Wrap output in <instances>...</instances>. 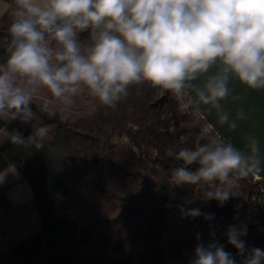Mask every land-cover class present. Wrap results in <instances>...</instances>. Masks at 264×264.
<instances>
[{
	"label": "clouds",
	"instance_id": "obj_1",
	"mask_svg": "<svg viewBox=\"0 0 264 264\" xmlns=\"http://www.w3.org/2000/svg\"><path fill=\"white\" fill-rule=\"evenodd\" d=\"M10 17L8 56L0 63V120L33 122V101L42 91L50 95L41 111L70 107L85 90L115 109L133 85L148 83L170 92L179 111H215L226 123L221 102L238 99L234 81L264 89V0H14ZM85 32L86 43L80 39ZM6 134L11 144L40 150L49 128L33 127L28 137ZM207 135L204 128L199 138ZM247 147L245 154L220 139L194 149L169 147L166 155L182 162L173 182L208 185L206 199L223 204L238 195L234 179L260 170L255 141ZM181 212L202 215L199 208L181 206ZM246 234L245 225H232L227 243L243 264H264V250L247 249ZM189 264H236V256L212 240L197 243Z\"/></svg>",
	"mask_w": 264,
	"mask_h": 264
},
{
	"label": "trees",
	"instance_id": "obj_2",
	"mask_svg": "<svg viewBox=\"0 0 264 264\" xmlns=\"http://www.w3.org/2000/svg\"><path fill=\"white\" fill-rule=\"evenodd\" d=\"M6 1L9 7L0 15V63L8 56L14 5ZM88 38L80 34L82 42ZM161 95L166 96L163 104L152 105ZM32 107L39 122L19 132L28 137L33 127L46 125L45 147L0 144V172L13 166L25 177L39 229L1 252L0 264H168L213 228L235 225L247 209L241 196L221 204L206 199L207 188L199 184L177 187L169 181L182 162L167 156V149H194L206 142L199 138L198 121L178 116L170 92L148 83L133 85L115 109L97 104L73 121ZM5 125L6 119L0 120V129ZM9 186L0 183L5 216L17 207L7 197ZM181 206L199 208L202 215H184ZM223 245L240 264L242 257L227 239ZM251 248L264 250V234Z\"/></svg>",
	"mask_w": 264,
	"mask_h": 264
},
{
	"label": "water",
	"instance_id": "obj_3",
	"mask_svg": "<svg viewBox=\"0 0 264 264\" xmlns=\"http://www.w3.org/2000/svg\"><path fill=\"white\" fill-rule=\"evenodd\" d=\"M233 95L238 99L233 101L231 98L222 101L224 109L229 114V121L220 123L215 111L212 114L200 113L203 119L209 123L220 140L231 143L236 149L248 154L247 145L250 140H254L258 148L260 159L259 180L248 184L242 188V193H246L249 188L258 184L264 192V89H249L238 81L232 83ZM166 99L165 95L159 96L152 105L160 106ZM242 112V118H237V113ZM235 125L234 127L231 125Z\"/></svg>",
	"mask_w": 264,
	"mask_h": 264
},
{
	"label": "built area",
	"instance_id": "obj_4",
	"mask_svg": "<svg viewBox=\"0 0 264 264\" xmlns=\"http://www.w3.org/2000/svg\"><path fill=\"white\" fill-rule=\"evenodd\" d=\"M175 102L177 106V114L179 117H189L192 118L194 122L198 121L197 127L200 132L204 128L208 129V135L206 137V141H210L213 139L219 140V137L215 133L213 127L203 119V117L199 114V112H195L192 110H189L188 112H181L179 111V106L176 100ZM122 142L124 144H127L126 138H123ZM168 179L172 185L176 186L173 182L172 173ZM258 180H259V176L256 173H253L246 178L234 179L235 188L238 191V195H236V197H240V196L243 197L247 205L246 211L243 213V215L240 217V219L235 225L237 226L245 225L247 227L246 236L249 234L251 230H253V228L256 225H258L261 222H264V192L259 187V185L256 184L251 188H249L246 193L244 194L242 193L243 187L247 186L248 184L255 183ZM177 187H181V186H177ZM197 187L202 189L209 188V186L205 184H199ZM229 227L230 226L225 228H213L208 233V235L200 239L198 243L207 244L212 240H216L220 244H223V241L227 239L226 232ZM194 248L182 249L181 256L179 259H181L183 264H188L190 260L193 258Z\"/></svg>",
	"mask_w": 264,
	"mask_h": 264
},
{
	"label": "rangeland",
	"instance_id": "obj_5",
	"mask_svg": "<svg viewBox=\"0 0 264 264\" xmlns=\"http://www.w3.org/2000/svg\"><path fill=\"white\" fill-rule=\"evenodd\" d=\"M0 2H2V0H0ZM49 95L50 94H48L46 91H42L40 93V97L35 99L33 101V104L41 106V104L43 103V98H47ZM97 104H100L98 102V100H96L94 97H91L87 93V91L85 90L84 92H82L81 94L77 95L74 98V103L72 106L65 108L62 105L53 104L49 107V109L47 111L50 114L58 113L59 116L61 117V119H63V120L73 121L77 118H81L82 116H84L90 112L95 111V106ZM81 109L82 110L85 109V111L82 112V111H80ZM39 120H40V116L36 113V118L34 119V121L30 122L28 124L22 123L19 119L13 120V121H6V125H8V126L6 127V129L4 131L0 132V144L8 141L6 131L11 133L13 131H19V129L32 127V126L36 125L39 122ZM14 181H17V180H13V182ZM18 186H19V183L17 182L16 187H18ZM32 206H33V203L28 202L24 207H22L21 209L16 211L15 214L13 215L12 218L17 222V224L20 227H23L26 229L33 222V218L35 219V213H33L31 211ZM263 234H264V222H261L258 225H256L253 228V230H251L249 232V234L245 237L244 240L246 242V248L251 249L253 242ZM5 249L6 248H4L3 251ZM3 251H0V253ZM243 259H244V257H242L240 264H243ZM168 264H183V263H182L181 259H177L175 261H170Z\"/></svg>",
	"mask_w": 264,
	"mask_h": 264
},
{
	"label": "crops",
	"instance_id": "obj_6",
	"mask_svg": "<svg viewBox=\"0 0 264 264\" xmlns=\"http://www.w3.org/2000/svg\"><path fill=\"white\" fill-rule=\"evenodd\" d=\"M9 7V2L2 0L0 2V15ZM96 109V106H95ZM80 111H85L80 110ZM8 125H5L0 132L4 131ZM13 180H17L14 181ZM19 186L16 187V183ZM0 183H8L10 186L6 190L7 197L12 205H16V209L9 215H4L0 206V251L9 247L18 240L26 237L27 235L39 229V216L37 206L33 199V193L25 177L13 166L7 167L0 172ZM32 202V212L35 213V219L26 229L20 227L17 222L12 218L16 211L24 207L27 203ZM29 228V229H28ZM29 230V231H28Z\"/></svg>",
	"mask_w": 264,
	"mask_h": 264
}]
</instances>
